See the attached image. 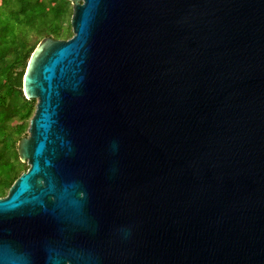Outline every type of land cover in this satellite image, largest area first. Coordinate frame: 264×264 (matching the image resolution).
<instances>
[{"label": "water", "instance_id": "obj_1", "mask_svg": "<svg viewBox=\"0 0 264 264\" xmlns=\"http://www.w3.org/2000/svg\"><path fill=\"white\" fill-rule=\"evenodd\" d=\"M70 2L23 76L0 264H264V0Z\"/></svg>", "mask_w": 264, "mask_h": 264}, {"label": "trees", "instance_id": "obj_2", "mask_svg": "<svg viewBox=\"0 0 264 264\" xmlns=\"http://www.w3.org/2000/svg\"><path fill=\"white\" fill-rule=\"evenodd\" d=\"M71 13L70 0H0V196L28 168L17 142L27 134L36 104L22 89L29 57L45 37L72 36Z\"/></svg>", "mask_w": 264, "mask_h": 264}, {"label": "rangeland", "instance_id": "obj_3", "mask_svg": "<svg viewBox=\"0 0 264 264\" xmlns=\"http://www.w3.org/2000/svg\"><path fill=\"white\" fill-rule=\"evenodd\" d=\"M27 133V132H26ZM24 163H26V162H24ZM27 164V163H26ZM22 168H23V166H22Z\"/></svg>", "mask_w": 264, "mask_h": 264}]
</instances>
